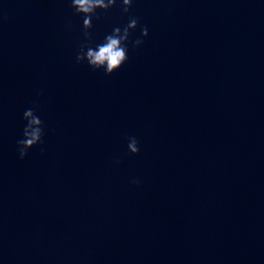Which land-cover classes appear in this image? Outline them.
Wrapping results in <instances>:
<instances>
[{"label": "water", "instance_id": "water-1", "mask_svg": "<svg viewBox=\"0 0 264 264\" xmlns=\"http://www.w3.org/2000/svg\"><path fill=\"white\" fill-rule=\"evenodd\" d=\"M121 7L89 30L138 21L105 75L70 0H0V264H264V0Z\"/></svg>", "mask_w": 264, "mask_h": 264}, {"label": "clouds", "instance_id": "clouds-1", "mask_svg": "<svg viewBox=\"0 0 264 264\" xmlns=\"http://www.w3.org/2000/svg\"><path fill=\"white\" fill-rule=\"evenodd\" d=\"M117 0H70V7L74 14L83 17L82 34L84 42L81 43L79 51L76 54L75 60L77 63L87 62L92 69L103 68L105 75H110L119 69L128 59V43L131 30H134L138 21L135 17H131L129 22L121 27H115L110 34L104 37L102 43L91 46L90 29L93 27V17L99 19L97 9L107 11ZM121 10L124 13L129 12L132 0H120ZM141 36H147L148 30L146 26L140 29ZM133 47H137L143 43V40L136 38L131 41ZM26 124L23 128L22 139L17 141V151L19 158L23 159L27 155V150L37 144H42L43 122L35 114L34 110L29 108L23 112V117ZM127 148L132 154L139 151L138 141L135 137L129 136ZM43 151V149H41ZM132 183H139L138 180H133Z\"/></svg>", "mask_w": 264, "mask_h": 264}]
</instances>
